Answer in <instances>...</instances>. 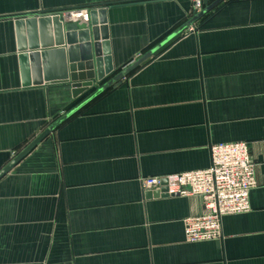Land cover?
Wrapping results in <instances>:
<instances>
[{
	"label": "crops",
	"instance_id": "crops-1",
	"mask_svg": "<svg viewBox=\"0 0 264 264\" xmlns=\"http://www.w3.org/2000/svg\"><path fill=\"white\" fill-rule=\"evenodd\" d=\"M101 7L113 73L74 95L44 82L58 60L39 61V84L28 59L25 84L15 22L79 23L65 11ZM192 17V0H0V170ZM192 28L0 179V264H264V0H224ZM235 142L255 165L250 211L224 217L221 239L188 243L200 201L148 198L140 179L206 169L212 145Z\"/></svg>",
	"mask_w": 264,
	"mask_h": 264
},
{
	"label": "water",
	"instance_id": "water-1",
	"mask_svg": "<svg viewBox=\"0 0 264 264\" xmlns=\"http://www.w3.org/2000/svg\"><path fill=\"white\" fill-rule=\"evenodd\" d=\"M223 1L224 0H215L213 3L208 4V1L204 0V9L194 14L188 23L180 27L149 52L129 64L124 70L116 75V77L77 105L59 121L52 124L31 144L23 149L21 153L0 170V179L17 165L28 153H30L33 148L45 139L58 125L79 111L90 100L96 98L107 89L119 84L123 77L130 74L152 58L169 42L178 37L186 29L193 26L196 21L212 11ZM36 14L44 15L45 12L39 11ZM105 16L106 11L101 7L89 12V22L87 24L66 22L63 18L57 16L32 17L26 20L16 21V31L19 35L18 50L19 52L27 53L20 57L24 83L26 84V79L28 77V59H30L32 63V77L36 79L34 80L37 81L35 83L39 84L42 83L39 74V61H44L46 59L58 60L60 75L56 79L44 76V82L48 83L54 80L63 82L70 87L74 95L88 90L95 80L103 81L106 76L113 73L109 42L103 40L105 39L103 33L106 29ZM24 29L27 33V44H25ZM38 50L41 51V53L38 52ZM146 197L166 198L167 196H160L158 193H146Z\"/></svg>",
	"mask_w": 264,
	"mask_h": 264
},
{
	"label": "built area",
	"instance_id": "built-area-1",
	"mask_svg": "<svg viewBox=\"0 0 264 264\" xmlns=\"http://www.w3.org/2000/svg\"><path fill=\"white\" fill-rule=\"evenodd\" d=\"M204 0H192V14L203 10ZM79 24L89 22V10L65 11ZM62 13V12H61ZM187 31H193L192 26ZM255 165L245 142L210 147V164L202 170L140 179L142 191L167 197L197 198L199 215L183 220L186 242L202 243L222 238V219L250 211L249 194L255 188Z\"/></svg>",
	"mask_w": 264,
	"mask_h": 264
},
{
	"label": "trees",
	"instance_id": "trees-1",
	"mask_svg": "<svg viewBox=\"0 0 264 264\" xmlns=\"http://www.w3.org/2000/svg\"><path fill=\"white\" fill-rule=\"evenodd\" d=\"M215 1V0H214ZM207 15V14H206ZM206 15H204L201 19H203L204 17H206Z\"/></svg>",
	"mask_w": 264,
	"mask_h": 264
}]
</instances>
